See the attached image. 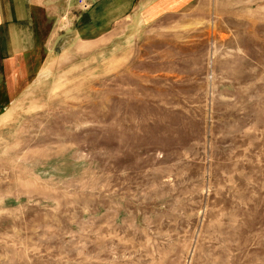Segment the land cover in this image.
Here are the masks:
<instances>
[{"label":"rangeland","instance_id":"obj_1","mask_svg":"<svg viewBox=\"0 0 264 264\" xmlns=\"http://www.w3.org/2000/svg\"><path fill=\"white\" fill-rule=\"evenodd\" d=\"M41 20L52 62L0 65V264H264V0Z\"/></svg>","mask_w":264,"mask_h":264},{"label":"crops","instance_id":"obj_2","mask_svg":"<svg viewBox=\"0 0 264 264\" xmlns=\"http://www.w3.org/2000/svg\"><path fill=\"white\" fill-rule=\"evenodd\" d=\"M53 1L0 0V65L6 74H28L52 62L48 31L38 27Z\"/></svg>","mask_w":264,"mask_h":264},{"label":"built area","instance_id":"obj_3","mask_svg":"<svg viewBox=\"0 0 264 264\" xmlns=\"http://www.w3.org/2000/svg\"><path fill=\"white\" fill-rule=\"evenodd\" d=\"M81 11L89 10L92 2H96L98 0H71Z\"/></svg>","mask_w":264,"mask_h":264}]
</instances>
